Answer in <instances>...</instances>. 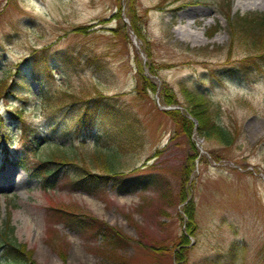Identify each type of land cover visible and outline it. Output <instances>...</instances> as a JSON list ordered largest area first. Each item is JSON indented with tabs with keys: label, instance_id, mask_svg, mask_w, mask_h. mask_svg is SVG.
<instances>
[{
	"label": "rangeland",
	"instance_id": "rangeland-1",
	"mask_svg": "<svg viewBox=\"0 0 264 264\" xmlns=\"http://www.w3.org/2000/svg\"><path fill=\"white\" fill-rule=\"evenodd\" d=\"M223 2L241 16L264 13L238 0H0V81L9 87L0 98V232L35 264H264V51L229 44ZM186 27L196 37L182 35ZM138 62L155 91L138 93ZM181 84L207 96L224 135H198L193 119L190 134L177 129L164 110L187 112ZM164 85L178 106L163 104ZM98 99L126 108L138 137L115 162L120 176L92 178L95 194L63 180L43 187L53 164L33 167L56 147L73 162L64 177L82 166L100 173L98 127L74 128ZM14 156L27 168L12 166ZM189 199L195 230L179 246ZM56 207L104 221L123 242L108 255Z\"/></svg>",
	"mask_w": 264,
	"mask_h": 264
},
{
	"label": "trees",
	"instance_id": "trees-1",
	"mask_svg": "<svg viewBox=\"0 0 264 264\" xmlns=\"http://www.w3.org/2000/svg\"><path fill=\"white\" fill-rule=\"evenodd\" d=\"M221 10L225 17L230 45H233V43L238 40L243 42L251 41L252 45L258 48L256 52L264 51V13L241 16L232 13L230 6L226 3L224 4V2L221 6ZM118 15L119 13L117 10V16ZM131 29L141 38V29L135 25L133 21H131ZM218 30L219 28L217 27L212 29L208 33L209 37H212ZM137 70L141 83V88H137L138 93L148 90L155 91V82L148 75H145L142 71L140 62L137 63ZM242 70L246 72L247 67ZM149 71V73L152 74L151 72L153 71L150 67ZM180 86L181 92L185 98L184 106H186L187 112H182L179 108L164 110V113L171 119L177 129L180 128L184 134L186 133V135H188L192 132L193 120H195V130L198 135L209 136L213 133L224 135L225 132L223 128L217 123L212 114L211 104L207 96L197 90L190 89L184 84ZM163 88V104L167 106H178L179 102L170 88H168L167 85H164ZM8 89L9 87L6 81H0V98H4ZM127 113V109L123 108V106L103 103L101 99L91 104L86 102L85 108L79 114L74 128L76 132H88L98 127L99 134L96 137V141L99 146L102 144L104 147L103 151L99 153V150H97L95 154V157L96 155L98 157L97 161L101 164L99 167L100 169L97 170L100 173L96 174L92 172L93 169L90 167L82 166L80 167L81 172L76 173L75 176L67 174V176L64 177L66 171H62V168H65L68 164H73V162H71L72 159L70 161L71 163L65 162V152L59 149V147H56V149L50 151L48 158L39 159L33 167L34 169H40L45 164H53V166L47 167V169L41 173L42 186L52 188L57 180H63L64 184H69L74 189L84 190L89 194H95V191L89 186L90 182H93L92 178L99 177L108 179L120 176L118 175L120 171L113 169L118 156L132 152L136 149L138 143V137L136 136L131 121L128 120ZM109 115L113 117H109ZM19 129L22 133L26 132L24 128ZM34 138L36 139L37 137ZM10 162L15 166L27 168L25 161L20 157H15L14 161ZM121 181L123 184H125L126 181L127 183L140 182L137 178L129 180L121 179ZM130 185L132 186V184ZM185 200L184 198V201ZM183 210L184 216L186 217L184 220V235H181L177 239V244L179 246L183 245V243H187V234H192L195 230L193 203L190 199L185 203ZM54 211L60 214V218H63L64 222L73 225L75 229L84 234V236L89 238L100 237L101 247L108 249V255L115 254L116 245L124 240V236H122L119 230L100 219L90 216L80 217L72 211H66L59 207H56ZM53 234L56 239V234ZM7 236V234L0 232V256L4 259V262L1 264H35L32 254L26 249V246L8 240ZM55 239L52 240V238H49L50 241L48 242L53 244ZM59 244L60 243L56 245V248H58Z\"/></svg>",
	"mask_w": 264,
	"mask_h": 264
},
{
	"label": "bare ground",
	"instance_id": "bare-ground-1",
	"mask_svg": "<svg viewBox=\"0 0 264 264\" xmlns=\"http://www.w3.org/2000/svg\"><path fill=\"white\" fill-rule=\"evenodd\" d=\"M244 4V5H255V4H260V3H262V4H264V0H238V4ZM190 24H188V26H189ZM180 33H181V31H180ZM182 35H187V36H195V35H197L195 32H192V31H190L189 29H188V27H186L185 28V30L182 32ZM196 37V36H195ZM10 182H12V184H15V182H13V181H10ZM33 218L35 219V217H33L32 216V218L30 219V220H28L26 223L27 224H32V221H33Z\"/></svg>",
	"mask_w": 264,
	"mask_h": 264
}]
</instances>
